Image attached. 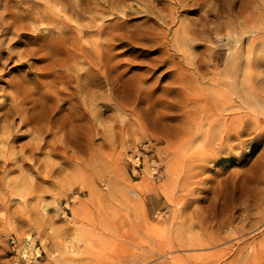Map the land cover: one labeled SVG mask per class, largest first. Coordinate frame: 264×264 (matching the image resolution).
<instances>
[{
    "label": "rangeland",
    "instance_id": "1",
    "mask_svg": "<svg viewBox=\"0 0 264 264\" xmlns=\"http://www.w3.org/2000/svg\"><path fill=\"white\" fill-rule=\"evenodd\" d=\"M0 264H264V0H0Z\"/></svg>",
    "mask_w": 264,
    "mask_h": 264
},
{
    "label": "bare ground",
    "instance_id": "2",
    "mask_svg": "<svg viewBox=\"0 0 264 264\" xmlns=\"http://www.w3.org/2000/svg\"><path fill=\"white\" fill-rule=\"evenodd\" d=\"M12 17V16H11ZM18 26V25H17ZM141 36V35H140ZM142 39V38H141ZM50 41V40H49ZM54 44V43H53ZM104 45V44H103ZM103 45H101V46H103ZM52 46V45H51ZM55 46V45H54ZM53 46V47H54ZM58 46V45H57ZM56 46V47H57ZM53 49V48H52ZM55 49V48H54ZM38 50V49H37ZM57 50H58V48H57ZM60 51V50H59ZM58 51V52H59ZM63 51V50H62ZM57 52V53H58ZM61 52V51H60ZM60 52H59V54H60ZM86 52V51H85ZM84 52V53H85ZM53 53L55 54L56 53V51H54L53 50ZM65 53V52H64ZM87 53V52H86ZM27 54V53H26ZM43 54V53H42ZM62 54H63V52H62ZM62 54L60 55V56H62ZM102 54V53H101ZM30 55V54H29ZM50 55V54H49ZM58 55V54H57ZM56 55V56H57ZM65 55V54H64ZM21 56V55H20ZM51 56V55H50ZM66 56L67 55H65V58H66ZM69 56V55H68ZM68 56H67V58H68ZM48 58H49V56H47ZM55 57V56H54ZM58 57V56H57ZM88 57V56H87ZM97 57V56H96ZM106 57V56H105ZM74 58V57H73ZM91 58V57H90ZM53 59V62H54V58H52ZM168 59V58H167ZM64 60H66V59H64ZM68 60V59H67ZM49 61H51L50 59H49ZM56 61V60H55ZM94 61H96L95 62V65H97V68H98V66H99V69L101 70V72L99 73V75H98V80H97V83L95 82V81H93V82H95V85L97 84V87H99V88H101L102 87V83H104V81L106 82V76H107V72H106V69H105V63H104V60H103V56H102V58H100L99 60H94ZM92 63V62H91ZM94 64V63H93ZM48 65V64H47ZM53 64H51V66H52ZM94 65V66H95ZM49 66V65H48ZM44 67V66H43ZM41 71V70H40ZM94 71V70H93ZM38 72V71H37ZM64 72V71H63ZM60 73V72H59ZM62 73V72H61ZM44 74V73H43ZM55 74V73H54ZM42 75V74H41ZM41 75H39V77L41 76ZM57 75V74H56ZM61 76V75H60ZM60 76H58L59 78H61V81L63 82V79H62V77H64L63 75H62V77H60ZM69 76V75H68ZM67 76V77H68ZM117 76V75H116ZM58 77H54V78H58ZM70 78H71V76H69ZM68 77V78H69ZM74 77V76H73ZM91 78V77H90ZM94 79V78H93ZM95 80V79H94ZM88 81V80H87ZM91 81V80H90ZM66 82V81H65ZM92 82V81H91ZM133 82V81H132ZM89 83V82H88ZM39 84V83H38ZM66 84V83H65ZM67 84H68V82H67ZM66 84V85H67ZM61 85H63L64 86V83L63 84H61ZM93 85V84H92ZM95 85H94V87H95ZM44 86V85H43ZM93 87V86H92ZM141 88H142V86H141ZM95 89V88H94ZM20 90V89H19ZM65 90H66V88H65ZM101 90V89H100ZM97 91H99V90H97ZM141 91V90H140ZM62 92V91H61ZM95 92V91H94ZM102 92V91H101ZM104 92V91H103ZM102 92V93H103ZM96 94H97V92H96ZM99 94V93H98ZM97 94V95H98ZM104 94V93H103ZM103 94H101V95H99L100 97H98V98H101V96L103 95ZM136 94V93H135ZM138 94V93H137ZM97 98V97H96ZM78 99V98H77ZM38 100V99H37ZM80 100V99H79ZM51 101H52V99H51ZM36 106V102L33 104V106H32V108H34ZM103 106V105H102ZM37 109V108H36ZM2 114V113H1ZM4 115V114H3ZM2 115V116H3ZM46 117V116H45ZM44 119V118H43ZM72 119V118H71ZM29 122H36L37 121V119H35V118H33L32 116L29 118V120H28ZM28 121H26V122H28ZM48 121V120H47ZM7 122V121H6ZM28 122V123H29ZM50 122V121H49ZM5 123V122H4ZM7 124V123H6ZM37 125V124H36ZM6 129V128H5ZM6 131V130H5ZM56 146V145H55Z\"/></svg>",
    "mask_w": 264,
    "mask_h": 264
},
{
    "label": "built area",
    "instance_id": "3",
    "mask_svg": "<svg viewBox=\"0 0 264 264\" xmlns=\"http://www.w3.org/2000/svg\"><path fill=\"white\" fill-rule=\"evenodd\" d=\"M10 243H11L13 246L16 245V241H15L13 238L10 239ZM26 243H27V242H26Z\"/></svg>",
    "mask_w": 264,
    "mask_h": 264
}]
</instances>
